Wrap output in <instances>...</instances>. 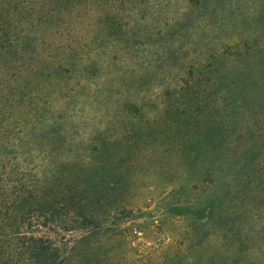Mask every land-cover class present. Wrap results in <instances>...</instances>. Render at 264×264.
<instances>
[{
	"label": "trees",
	"instance_id": "1",
	"mask_svg": "<svg viewBox=\"0 0 264 264\" xmlns=\"http://www.w3.org/2000/svg\"><path fill=\"white\" fill-rule=\"evenodd\" d=\"M0 264H264V0H0Z\"/></svg>",
	"mask_w": 264,
	"mask_h": 264
},
{
	"label": "rangeland",
	"instance_id": "2",
	"mask_svg": "<svg viewBox=\"0 0 264 264\" xmlns=\"http://www.w3.org/2000/svg\"><path fill=\"white\" fill-rule=\"evenodd\" d=\"M156 196H157V192H156ZM151 207H152V209H155L154 208L155 207V202H152ZM155 213H156V211H155ZM164 217H165V220H168L167 225H170L169 224L170 222H173L174 224L176 223L175 221L177 219L173 215L172 216L169 215V214L168 215L164 214V215H161V216L156 215L155 217H153V218H156L157 221H158V223H157L158 227L155 228L156 230H158V231L160 230L161 231L162 227L164 228L166 226V224L162 223ZM147 220H151V218H148ZM141 221H142V218H137L134 221L133 224L136 225V227L138 225L139 229H146L144 227V224L141 223ZM181 223H185V221L182 220ZM167 227H169V226H167ZM146 231L147 232H145V234L143 232H137V234H135L134 236H133V233L129 232L130 233L129 234L130 235V239L134 241L135 245L141 246L142 244L148 243V244L157 246V243L160 241L159 240L160 232H156L155 231V232H151V233H153V234H151L150 231H148V230H146Z\"/></svg>",
	"mask_w": 264,
	"mask_h": 264
}]
</instances>
